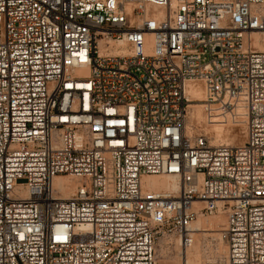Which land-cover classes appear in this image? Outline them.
Returning a JSON list of instances; mask_svg holds the SVG:
<instances>
[{
    "label": "built area",
    "instance_id": "obj_1",
    "mask_svg": "<svg viewBox=\"0 0 264 264\" xmlns=\"http://www.w3.org/2000/svg\"><path fill=\"white\" fill-rule=\"evenodd\" d=\"M134 1L0 0V264H160L221 214L214 264H264V0ZM191 81L243 144L187 129Z\"/></svg>",
    "mask_w": 264,
    "mask_h": 264
},
{
    "label": "bare ground",
    "instance_id": "obj_2",
    "mask_svg": "<svg viewBox=\"0 0 264 264\" xmlns=\"http://www.w3.org/2000/svg\"><path fill=\"white\" fill-rule=\"evenodd\" d=\"M131 2H134V0H128V4H127L128 9H132ZM199 83H197V81L189 82L188 83V91L194 98H196V100L200 101V100L205 98V90H202L200 88ZM193 107L195 108L194 109V117H196L197 120H201V118H202L201 112H202V108L204 106L202 104H195ZM203 110H204V108H203ZM190 115L192 116V113ZM211 122H213V121H211ZM215 122L216 123H214V124L211 123L212 125L210 127H208V128L205 127L206 129L210 130V132L213 134L212 138H213L214 144L217 145L218 143H221V144H225V145H234V146L243 144L244 140L242 138L243 137L242 134H239V133L231 134V132L228 131L227 129H225L223 127V125L218 124L217 119H215ZM240 133H241V131H240ZM71 180H72L71 176H57L54 179V187L62 192L63 197L68 198V197L73 196L75 185L71 182ZM142 187L144 190H159V191H165V192H169V193H177L180 190L179 180L176 176H173V175H151V176L143 177ZM203 218L204 217H199L196 220V222L194 221L195 223L192 224V228H193L194 232L198 231L197 233H194V235L199 234V228H198V226L200 224L199 221L205 220ZM214 218L217 219L218 222L215 219H210V220L207 219V220H209V222L206 224H207V226H209L211 228V230L216 229L215 226L217 225V223H218L219 230L223 225L224 226L226 225V220L224 218H221V217H214ZM225 247H226V245H225ZM190 248L191 247H189L186 251L180 252V247H178L180 255L176 258V260H174V258L172 259L171 257H169L171 259L167 258L168 259L167 262L170 264H176V262L178 264V262H179V264H180V260L182 259V257H183V261L185 259V256H183L184 254H187L186 259H187V262H189V264H192V263L194 264V262H196V261L198 262L199 258H196L195 254H192L190 252ZM219 250H221V249L219 248ZM221 251H220V255L223 254ZM166 257H168V256H166Z\"/></svg>",
    "mask_w": 264,
    "mask_h": 264
},
{
    "label": "rangeland",
    "instance_id": "obj_3",
    "mask_svg": "<svg viewBox=\"0 0 264 264\" xmlns=\"http://www.w3.org/2000/svg\"><path fill=\"white\" fill-rule=\"evenodd\" d=\"M123 1H124V4L127 7L128 0H123ZM135 4H136L135 1L131 2L132 8H134ZM197 83H199V82L197 81ZM199 86H200V88L202 90H204L203 85H202L201 82L199 83ZM192 104L193 105H195V104H203V101L202 100H200V101L197 100V101H194ZM194 109L195 108L193 106H191V108L189 109V115L187 117V122H186L187 129L189 131L192 130L194 133H203V134H205L210 139L211 143L214 144L213 143V138H212L213 134L210 132V130H208L206 128H208L212 124L216 123L215 120H213V122L209 121V119L207 117V114H206L205 110H203V108H202V112H201L202 113V115H201L202 118H201V120H197L196 117H194ZM191 113H192V116L190 115ZM218 124L223 125V127L225 129H227L228 131H230L231 134H235V133L242 134V136H243L242 138L245 141L246 135H247V129H246L245 123L235 124L233 121L223 122L222 123L220 120H218ZM240 131H241V133H240ZM218 144H221V143H218ZM214 217H221V218L226 219L225 215L221 214V215L213 216V217H206V218L204 217L203 219H205V220L199 221L200 222V224L198 226L199 234H195L194 235V243H193V245L190 248V252L192 254H195L196 258H199V261L198 262L197 261L194 262V264H214V262H213L214 255H213L212 250H211V248H212L211 236H215L216 238L219 236L218 235L219 227H218V223H217V225L215 226L216 229H214V231H213V233H216V234H210V233H212V232H210L211 228L209 226H207V224H206V223L209 222L210 219H215ZM207 219H209V220H207ZM215 220H217V219H215ZM217 222H218V220H217ZM197 232L198 231H195L194 233H197ZM219 248L222 251L219 250ZM217 250L219 251L218 252L219 254H220V251L223 254L226 252V247H225V245H224V243L222 241H220V243H218ZM158 254H159V257H160V264H170V263L167 262V260H168L167 258L171 257L172 259L174 258V260H176V258L180 255L179 251H175L173 249H166L165 250L164 248H162V243L161 242L158 243ZM166 256H168V257H166ZM183 256H185V259L183 261V257H182V259L180 260V264L184 263L185 260H187L186 259L187 254H184ZM171 258H169V259H171ZM176 264H177V262H176ZM178 264H179V262H178Z\"/></svg>",
    "mask_w": 264,
    "mask_h": 264
}]
</instances>
